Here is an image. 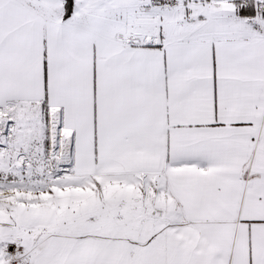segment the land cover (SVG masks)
<instances>
[{
	"label": "snow or ice",
	"instance_id": "6c2138e0",
	"mask_svg": "<svg viewBox=\"0 0 264 264\" xmlns=\"http://www.w3.org/2000/svg\"><path fill=\"white\" fill-rule=\"evenodd\" d=\"M0 264H264V0H0Z\"/></svg>",
	"mask_w": 264,
	"mask_h": 264
}]
</instances>
